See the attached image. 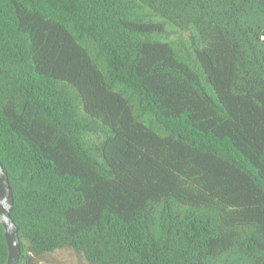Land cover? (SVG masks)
<instances>
[{"label":"trees","instance_id":"1","mask_svg":"<svg viewBox=\"0 0 264 264\" xmlns=\"http://www.w3.org/2000/svg\"><path fill=\"white\" fill-rule=\"evenodd\" d=\"M0 162L17 264H264V0H0Z\"/></svg>","mask_w":264,"mask_h":264},{"label":"water","instance_id":"2","mask_svg":"<svg viewBox=\"0 0 264 264\" xmlns=\"http://www.w3.org/2000/svg\"><path fill=\"white\" fill-rule=\"evenodd\" d=\"M13 196L7 172L0 162V224L7 246L6 264H17L20 257V239L17 227L11 218Z\"/></svg>","mask_w":264,"mask_h":264},{"label":"rangeland","instance_id":"3","mask_svg":"<svg viewBox=\"0 0 264 264\" xmlns=\"http://www.w3.org/2000/svg\"><path fill=\"white\" fill-rule=\"evenodd\" d=\"M57 259L62 263V264H78L76 259L71 258L68 256V254L60 253L57 255Z\"/></svg>","mask_w":264,"mask_h":264}]
</instances>
